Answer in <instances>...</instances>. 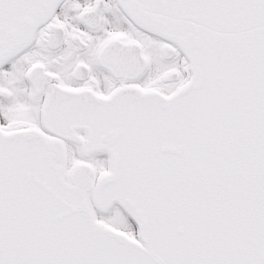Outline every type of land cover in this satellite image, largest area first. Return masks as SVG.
Segmentation results:
<instances>
[{"label": "snow or ice", "instance_id": "obj_1", "mask_svg": "<svg viewBox=\"0 0 264 264\" xmlns=\"http://www.w3.org/2000/svg\"><path fill=\"white\" fill-rule=\"evenodd\" d=\"M0 264H264V0H0Z\"/></svg>", "mask_w": 264, "mask_h": 264}]
</instances>
